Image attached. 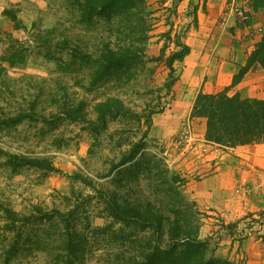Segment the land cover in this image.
Instances as JSON below:
<instances>
[{
  "label": "rangeland",
  "instance_id": "374dc122",
  "mask_svg": "<svg viewBox=\"0 0 264 264\" xmlns=\"http://www.w3.org/2000/svg\"><path fill=\"white\" fill-rule=\"evenodd\" d=\"M71 2L0 0V264H124L146 233L109 216L111 196L190 215L211 264H264V142L223 147L205 139L204 119L190 116L200 91L232 83L264 33V8L255 11L252 0H145L132 7L152 11L143 21L85 24ZM177 36L189 51L174 61L167 93ZM118 46L139 49L140 58L94 80L97 56ZM10 55L14 64L2 60ZM229 92L264 96V72ZM109 98L125 112L103 125L97 103ZM1 207L61 216L19 228ZM69 229L78 238L71 253L61 245Z\"/></svg>",
  "mask_w": 264,
  "mask_h": 264
},
{
  "label": "trees",
  "instance_id": "16d2710c",
  "mask_svg": "<svg viewBox=\"0 0 264 264\" xmlns=\"http://www.w3.org/2000/svg\"><path fill=\"white\" fill-rule=\"evenodd\" d=\"M252 1L255 3L253 7L255 11L259 7L264 8V0ZM144 2L145 0H72L71 4L78 9V20L87 24L97 18L108 20L112 17H120L127 21H143L144 15H150L152 11H147L143 6L138 10L132 7L136 4L143 5ZM195 10L196 8L194 15ZM240 18L242 19L240 23L244 24V17ZM258 28L261 30V27ZM138 31H143L142 26ZM146 38L147 35L142 37V39ZM168 38L170 39L169 36ZM174 43L178 48L171 51L166 58L169 71L163 87L167 93L177 80L174 61H181L189 51V47L178 36L175 37ZM138 58H140L139 49L105 47L95 59L97 68L92 73V78L98 80L122 62ZM2 60L14 64L11 55ZM256 66L264 70V33H261L259 39L253 41L245 64L234 75L229 86L216 92L200 91L196 95L190 116L204 119V135L207 141L223 147L264 142V98L244 97L238 92H229L230 87L238 84L245 73ZM97 112L98 120L104 125L106 116L114 117L125 111L118 99L109 98L97 103ZM152 113L151 110L146 113L148 121ZM20 116L22 115L12 117L10 121L15 122ZM105 202L109 216L115 221L127 227L136 224L146 233L141 239L138 253L130 255L124 264H211L207 258V252H212L208 239L197 236L198 225L193 222L190 215H165L159 206L151 202L145 205H133L125 200L119 201L114 196L106 199ZM1 209L11 224H18L19 228L25 227L33 217L50 221L54 216H61L57 210L43 211L40 207L34 208L37 214L30 215H20L7 207H1ZM66 222L68 223L67 219ZM146 231H150V234L148 235ZM77 241L76 231L71 230L61 240V245L71 253L77 246ZM221 264L231 263L224 260Z\"/></svg>",
  "mask_w": 264,
  "mask_h": 264
},
{
  "label": "crops",
  "instance_id": "0c3cea01",
  "mask_svg": "<svg viewBox=\"0 0 264 264\" xmlns=\"http://www.w3.org/2000/svg\"><path fill=\"white\" fill-rule=\"evenodd\" d=\"M258 71H263L264 72V70L262 69V68H260V67H258V66H256V67H252V68H250L246 73H245V75H244V77L242 78V80L238 83V84H240L249 74H252V73H255V72H258ZM237 85V84H236ZM235 85V86H236ZM222 90V89H221ZM217 91H220V90H217ZM213 92H216V91H213ZM256 97H258V98H264V96H256Z\"/></svg>",
  "mask_w": 264,
  "mask_h": 264
},
{
  "label": "built area",
  "instance_id": "2783aa9c",
  "mask_svg": "<svg viewBox=\"0 0 264 264\" xmlns=\"http://www.w3.org/2000/svg\"><path fill=\"white\" fill-rule=\"evenodd\" d=\"M243 14H244V13H243V11H242V10H240V15H241L242 17H244V16H243Z\"/></svg>",
  "mask_w": 264,
  "mask_h": 264
}]
</instances>
